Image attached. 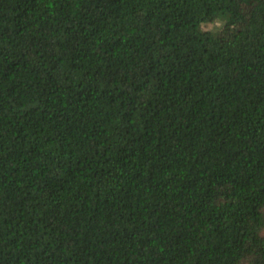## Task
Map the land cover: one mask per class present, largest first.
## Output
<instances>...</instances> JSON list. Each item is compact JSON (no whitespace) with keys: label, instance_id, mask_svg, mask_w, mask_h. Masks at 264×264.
<instances>
[{"label":"trees","instance_id":"obj_1","mask_svg":"<svg viewBox=\"0 0 264 264\" xmlns=\"http://www.w3.org/2000/svg\"><path fill=\"white\" fill-rule=\"evenodd\" d=\"M0 264H264V0H0Z\"/></svg>","mask_w":264,"mask_h":264},{"label":"rangeland","instance_id":"obj_2","mask_svg":"<svg viewBox=\"0 0 264 264\" xmlns=\"http://www.w3.org/2000/svg\"><path fill=\"white\" fill-rule=\"evenodd\" d=\"M213 27V25H208L207 29H211Z\"/></svg>","mask_w":264,"mask_h":264}]
</instances>
